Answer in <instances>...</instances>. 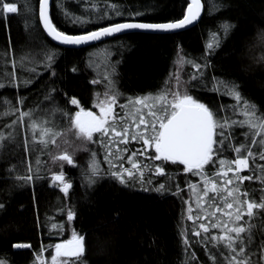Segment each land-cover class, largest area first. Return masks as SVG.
I'll use <instances>...</instances> for the list:
<instances>
[{
    "label": "trees",
    "instance_id": "1",
    "mask_svg": "<svg viewBox=\"0 0 264 264\" xmlns=\"http://www.w3.org/2000/svg\"><path fill=\"white\" fill-rule=\"evenodd\" d=\"M201 2L188 30L64 48L44 34L39 0H0V264H42L73 237L81 249L62 264H264V0ZM187 5L51 0L50 19L78 35L174 21ZM100 88L117 114L80 138L73 117ZM145 98L167 108L158 127L177 101L208 109L204 162L188 168L132 136Z\"/></svg>",
    "mask_w": 264,
    "mask_h": 264
},
{
    "label": "water",
    "instance_id": "2",
    "mask_svg": "<svg viewBox=\"0 0 264 264\" xmlns=\"http://www.w3.org/2000/svg\"><path fill=\"white\" fill-rule=\"evenodd\" d=\"M50 7L51 0H39L38 17L41 28L52 43L64 48H86L128 33L182 32L194 27L204 12L201 0H188L183 15L174 21L164 23L121 21L82 34L70 35L53 25L50 19ZM81 116L82 113H78L79 119ZM214 133L215 129L208 109L183 99L177 102L176 110L162 123L157 147L164 158L182 162L188 168H192L205 161L212 146ZM80 241L79 238L69 239L62 244V249L74 246L79 250Z\"/></svg>",
    "mask_w": 264,
    "mask_h": 264
},
{
    "label": "rangeland",
    "instance_id": "3",
    "mask_svg": "<svg viewBox=\"0 0 264 264\" xmlns=\"http://www.w3.org/2000/svg\"><path fill=\"white\" fill-rule=\"evenodd\" d=\"M94 58L98 60V61H94V66L97 68V70L99 69V66H101L100 63L103 64L104 68L106 67L104 63L105 60L104 55L100 54L98 51H95ZM100 89L101 90L98 93H96V95L94 96L95 99L92 101L91 108L78 109L73 117L72 120L73 130L75 134H77L80 138H87L90 134H94L99 129H101L107 122L112 121L117 114L116 112L117 102H115L114 97L109 93L108 89L106 88L103 89L100 88ZM147 100L148 99L146 98L138 99L137 103H135L132 106V108H134L133 110H131L133 123L131 124L130 130L132 131L131 132L132 136L139 139L145 138V136L147 135L148 138L152 137L154 141L153 145L159 151L157 145H158V137L161 126L158 127L157 122H158V118L163 113H166L167 108L160 109V111L154 110L153 108H151L148 102L149 100L148 101ZM126 112L128 113L127 110ZM78 113H82L81 119H79ZM156 126L158 127V129L156 128ZM61 157L63 158L66 157V154L62 153ZM238 165L239 166L244 165V160L242 159L238 160ZM58 175L60 174H56L54 177ZM63 243L64 242H60L56 244L52 256L49 259H47L45 262L42 261V264H62L64 260H66L69 256H72L76 250L74 249L75 247L71 246L62 249ZM81 244L82 243L80 241V245Z\"/></svg>",
    "mask_w": 264,
    "mask_h": 264
},
{
    "label": "flooded vegetation",
    "instance_id": "4",
    "mask_svg": "<svg viewBox=\"0 0 264 264\" xmlns=\"http://www.w3.org/2000/svg\"><path fill=\"white\" fill-rule=\"evenodd\" d=\"M74 249H76V248H74ZM79 251V250H78ZM75 252H77V249L75 250Z\"/></svg>",
    "mask_w": 264,
    "mask_h": 264
},
{
    "label": "bare ground",
    "instance_id": "5",
    "mask_svg": "<svg viewBox=\"0 0 264 264\" xmlns=\"http://www.w3.org/2000/svg\"><path fill=\"white\" fill-rule=\"evenodd\" d=\"M15 248H16V246H15ZM18 248H19V246H18ZM18 248H17V249H18Z\"/></svg>",
    "mask_w": 264,
    "mask_h": 264
}]
</instances>
